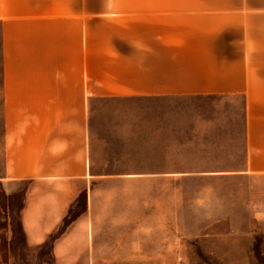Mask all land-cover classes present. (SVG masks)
I'll use <instances>...</instances> for the list:
<instances>
[{"label": "crops", "instance_id": "0c3cea01", "mask_svg": "<svg viewBox=\"0 0 264 264\" xmlns=\"http://www.w3.org/2000/svg\"><path fill=\"white\" fill-rule=\"evenodd\" d=\"M0 73V188L27 182L29 246L86 191L93 98L239 95L243 172L264 176V0H0ZM90 229L72 221L52 264L95 263Z\"/></svg>", "mask_w": 264, "mask_h": 264}, {"label": "rangeland", "instance_id": "374dc122", "mask_svg": "<svg viewBox=\"0 0 264 264\" xmlns=\"http://www.w3.org/2000/svg\"><path fill=\"white\" fill-rule=\"evenodd\" d=\"M1 106L0 91V176ZM89 106L90 180L70 217L89 221L93 264H264V176L243 172L241 96L93 98ZM26 186L0 188V264L53 263L49 248L25 244L19 229Z\"/></svg>", "mask_w": 264, "mask_h": 264}, {"label": "trees", "instance_id": "16d2710c", "mask_svg": "<svg viewBox=\"0 0 264 264\" xmlns=\"http://www.w3.org/2000/svg\"><path fill=\"white\" fill-rule=\"evenodd\" d=\"M24 191H25V189H24ZM23 195H24V193H23ZM24 197H25V195H24ZM23 206H24V203H23V205H22V208H23ZM22 208L20 209V212H19V213H20V219H21V210H22ZM70 213H71V211H70V207H69V209H68V211H67V214L65 215V217H64V218L62 219V221H61V225L59 226L58 231L55 232V233L50 234V235L46 238V240L44 241V243L35 246V247H37V248L48 247L52 259H53V255H52V247H51V246H52L53 242H54L57 238H59V237L61 236V234L66 230V227H67L72 221L75 220V217H70ZM19 229L21 230V233H22V236H23V240H24V242H25L24 233H23V230H22V228H21V222H20V224H19ZM25 244H27V243L25 242ZM27 245H28V244H27ZM253 251H254V249H252V252H253ZM253 253H254V252H253Z\"/></svg>", "mask_w": 264, "mask_h": 264}]
</instances>
